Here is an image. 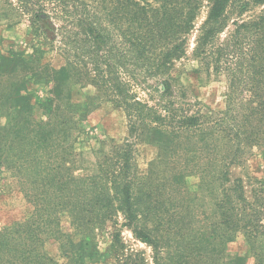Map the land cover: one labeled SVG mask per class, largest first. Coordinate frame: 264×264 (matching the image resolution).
<instances>
[{"label": "trees", "instance_id": "trees-1", "mask_svg": "<svg viewBox=\"0 0 264 264\" xmlns=\"http://www.w3.org/2000/svg\"><path fill=\"white\" fill-rule=\"evenodd\" d=\"M19 1L35 24L40 14L49 18L42 0ZM50 1L63 22L57 30L66 59L53 92L60 98L68 73L82 67L96 88L113 91L106 100L122 108L128 135L99 160L95 174L78 176L71 147L57 143L66 124L59 114L43 109L40 123L21 114L12 125H0V168L17 174L34 209L32 217L0 227V264H58L41 250V234L54 232L64 214L73 228L59 235L64 264H84L94 231L109 222L116 226L119 216L120 226L151 255L149 261L142 251L125 252L114 231L116 264H245L222 253L238 232L253 264H264V188L248 197L241 180L232 182L228 174L247 149L264 154V0ZM204 7L191 56L199 70L225 75V108L214 120L185 100L183 86L178 96L172 86ZM13 62L24 60L0 59V74ZM25 83L8 78L10 92L0 89V106L21 105ZM134 84L151 87L157 98H139ZM139 143L157 148L144 173L137 164ZM191 176L199 178L207 210L195 203Z\"/></svg>", "mask_w": 264, "mask_h": 264}, {"label": "rangeland", "instance_id": "rangeland-1", "mask_svg": "<svg viewBox=\"0 0 264 264\" xmlns=\"http://www.w3.org/2000/svg\"><path fill=\"white\" fill-rule=\"evenodd\" d=\"M49 18L40 14V24L31 21V16L24 13L19 0H0V59L21 58L24 62H13L2 69L0 89L2 93L10 92L6 85L8 78L25 79L24 89L20 90L26 100L19 106H0V125L10 126L21 114L28 115L31 121L39 122L43 109L57 113L64 123V132L58 134L57 143L61 148L71 147L69 156L74 173L78 176L93 175L98 170V162L110 153L113 145L121 143L128 135V121L122 108H118L107 97L113 91L96 88L89 79L82 76L76 68L73 74L68 73L61 86L60 98L54 93L58 85L56 72L65 65L62 49L61 33L58 27L63 22L55 16V2L42 0ZM58 11V10H56ZM206 7L202 8L196 19L195 29L189 35L187 54L176 62L177 79L172 83L177 96L183 86L185 100L197 102L210 120L218 117L225 108L227 83L224 74L212 75L199 70L198 62L191 56L197 28L205 18ZM92 65L87 64L90 75ZM80 69V70H79ZM123 74V72H122ZM125 74L122 75L125 78ZM127 78V76H126ZM156 81H149L154 84ZM5 87V88H4ZM132 91L142 99L157 98L152 88L142 84H134ZM14 93V92H13ZM52 99V100H49ZM60 99V102L57 100ZM93 102L88 105L87 101ZM153 103V101H151ZM27 103V104H26ZM195 106L192 110H195ZM137 164L141 172H145L148 163L157 154L156 146L139 143L136 147ZM259 148L247 149L238 164L228 169L230 181L241 180L245 194L249 197L257 188H264V154ZM69 161V163H70ZM191 191L197 192L195 203L207 210L206 196L199 187V178H188ZM33 205L24 196L20 180L15 172L0 168V227L32 217ZM121 217L117 218L116 226L111 222L101 230H95L94 244H88L84 264H116L113 232L119 231L125 252L142 251L150 261L151 248L136 240L131 231L120 226ZM73 232L70 218L64 214L59 217L58 228L54 232L42 233L41 250L58 264H64L60 246V234L70 235ZM249 246L245 237L236 233L234 239L223 246V257L230 261L237 257L243 258L245 264H253Z\"/></svg>", "mask_w": 264, "mask_h": 264}]
</instances>
